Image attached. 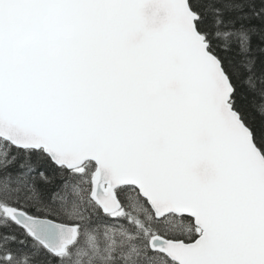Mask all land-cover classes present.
<instances>
[{
  "label": "snow or ice",
  "instance_id": "1",
  "mask_svg": "<svg viewBox=\"0 0 264 264\" xmlns=\"http://www.w3.org/2000/svg\"><path fill=\"white\" fill-rule=\"evenodd\" d=\"M0 264H264V0H0Z\"/></svg>",
  "mask_w": 264,
  "mask_h": 264
}]
</instances>
